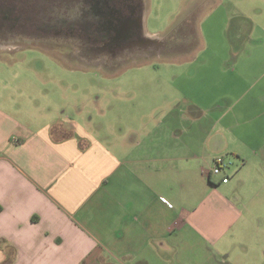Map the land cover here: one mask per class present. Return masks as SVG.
Instances as JSON below:
<instances>
[{"label":"crops","instance_id":"obj_1","mask_svg":"<svg viewBox=\"0 0 264 264\" xmlns=\"http://www.w3.org/2000/svg\"><path fill=\"white\" fill-rule=\"evenodd\" d=\"M34 70L21 74L24 82L0 80V264H227L219 249L231 255L244 220L239 184L247 173L241 167L235 182H222L210 172L217 156L234 152L259 178L264 116L253 107L232 117L188 115L176 97L159 126L137 128L138 116L128 115L108 143L81 123L86 102H71L67 84L56 100ZM200 87L193 105L215 103L217 82ZM160 89L166 104L169 88ZM200 249L217 258L185 256Z\"/></svg>","mask_w":264,"mask_h":264},{"label":"rangeland","instance_id":"obj_2","mask_svg":"<svg viewBox=\"0 0 264 264\" xmlns=\"http://www.w3.org/2000/svg\"><path fill=\"white\" fill-rule=\"evenodd\" d=\"M141 3L137 37L127 41L125 51L114 47L109 33L97 30L92 19L97 16L95 11L85 22L87 30L74 20L64 23L54 19L53 25L39 28L25 24L29 34L0 42V80L24 82L28 79L21 74L35 69V80L53 89L56 100L63 95L59 89L67 84L71 102L87 103L81 123L108 143L115 132H120L123 123L119 120L125 116H138L137 128H148L150 123L156 127L160 115L167 107H176L179 100L188 115L216 111L220 116L228 111L232 117L246 115L253 107V113L264 116V0ZM179 49L192 52H167ZM5 66L13 67V72L6 75ZM214 81L219 88L213 92L215 103L204 98L193 105L194 99L204 93L199 84ZM162 87L169 88L166 104ZM247 103L251 106L244 110ZM67 111L64 115L71 116L70 109ZM150 112L153 115L148 122L146 115ZM189 127L194 125L186 122L185 128ZM217 129L224 131L225 125ZM225 138L238 145L235 134L226 133ZM260 148L258 179L248 174L251 165L245 169L234 152L223 155L233 162L228 171L233 182L241 167L247 173L239 184V203L245 214L242 228L236 229L230 239V256L219 247L218 257L226 259L227 264H264V148ZM168 204L174 206L171 200ZM185 256H196L204 263L217 258L204 249Z\"/></svg>","mask_w":264,"mask_h":264},{"label":"flooded vegetation","instance_id":"obj_3","mask_svg":"<svg viewBox=\"0 0 264 264\" xmlns=\"http://www.w3.org/2000/svg\"><path fill=\"white\" fill-rule=\"evenodd\" d=\"M141 4V0H0V42L29 34L25 24L39 28L53 25L54 19L74 20L87 30L85 22L95 11L97 30L109 33L114 47L125 51L127 41L137 37Z\"/></svg>","mask_w":264,"mask_h":264},{"label":"built area","instance_id":"obj_4","mask_svg":"<svg viewBox=\"0 0 264 264\" xmlns=\"http://www.w3.org/2000/svg\"><path fill=\"white\" fill-rule=\"evenodd\" d=\"M233 162L227 160L224 156H217L214 160V167L211 170V174L221 176L222 182H228L230 180V175L228 171L230 170Z\"/></svg>","mask_w":264,"mask_h":264}]
</instances>
